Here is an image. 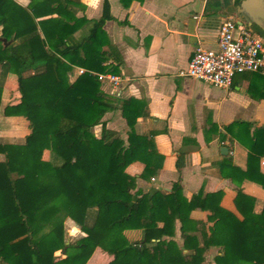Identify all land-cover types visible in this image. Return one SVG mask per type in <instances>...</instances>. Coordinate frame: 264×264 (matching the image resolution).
Listing matches in <instances>:
<instances>
[{
	"label": "trees",
	"instance_id": "trees-1",
	"mask_svg": "<svg viewBox=\"0 0 264 264\" xmlns=\"http://www.w3.org/2000/svg\"><path fill=\"white\" fill-rule=\"evenodd\" d=\"M78 5L77 0H31L23 8L15 0H0V15L12 36L11 45L0 43V116L23 117L30 130L20 142L0 139V264H87L97 249L113 256L109 264H264V208L256 213L255 200L241 189L235 198L241 218L221 206L222 191H201L189 200L179 181L169 193L135 192L138 178L157 175L159 156L151 137L135 132L145 115L136 100L122 106L127 145L103 121L116 106L98 75L118 74L110 60L122 64L104 30L114 18L106 2L99 20L78 19ZM87 24V35L77 38ZM11 66L19 74L20 99L3 108ZM74 68L84 73L71 81ZM98 126L100 136L93 132ZM225 131L249 155L246 171L230 158L222 171L264 189V127L235 122ZM50 135L56 150L44 160ZM135 163L144 167L139 177L128 172ZM197 210L210 213L207 223L192 219ZM61 212L84 238L66 243L65 225L55 221ZM177 222L182 244L176 240ZM128 231H142V240L130 242ZM49 234L61 243L64 257L57 258L46 244ZM211 248L219 249L213 262L208 260Z\"/></svg>",
	"mask_w": 264,
	"mask_h": 264
},
{
	"label": "crops",
	"instance_id": "crops-1",
	"mask_svg": "<svg viewBox=\"0 0 264 264\" xmlns=\"http://www.w3.org/2000/svg\"><path fill=\"white\" fill-rule=\"evenodd\" d=\"M77 1L80 3L75 6L78 19L99 20L106 2L114 18L106 22L104 30L116 50L115 56L122 59V64L109 61L111 68L118 66L117 76L122 82L116 88L107 81L102 82V91L116 106L103 121L127 145L129 128L122 106L126 100H136L145 115L138 119L135 132L139 136H150L159 156L158 173L150 179L154 178V183L138 178L135 192L159 189L169 193L179 181L184 197L189 200L201 191L205 194L222 191L221 206L241 218L235 205L237 191L241 189L255 200L254 211L261 213L263 187L249 180L239 183V178L222 171L221 165L230 158L242 171L248 168L247 148L237 140L231 141L225 127L235 122L264 127V77L255 73L238 74L229 89H222L180 76L197 46L216 49L221 25L230 18L239 20L235 14L238 0ZM15 2L23 8L31 4V0ZM3 21L0 15V43L9 46L12 36ZM90 27L91 24L84 26L76 37L87 35ZM22 45L19 44L21 49ZM104 50L110 52L108 47ZM45 57L46 54L40 58ZM80 70L74 68L71 81L80 75ZM18 77V71L11 66L4 79L3 108L19 102ZM10 124L25 126L26 135L30 132L25 118L0 116V125ZM101 131L102 127L98 126L93 132L100 136ZM223 148L228 149L227 155L222 153ZM260 166L264 172V158ZM143 171L139 163L128 168L136 177ZM209 215V212L197 210L192 213V219L207 223ZM66 225H71L73 234L85 237L76 224L67 222ZM137 234L143 238L142 231H128L126 235L134 238ZM176 240L182 244L178 222ZM218 252V248H211L208 260L213 262ZM112 260V256L97 249L88 264H108Z\"/></svg>",
	"mask_w": 264,
	"mask_h": 264
},
{
	"label": "built area",
	"instance_id": "built-area-1",
	"mask_svg": "<svg viewBox=\"0 0 264 264\" xmlns=\"http://www.w3.org/2000/svg\"><path fill=\"white\" fill-rule=\"evenodd\" d=\"M83 73L84 70H80V74ZM244 73L264 76V38L230 18L219 28L217 48L197 46L188 67L180 72V76L198 80L210 87L229 89L235 76ZM98 77L101 82L107 81L114 88L122 82L121 77L110 73Z\"/></svg>",
	"mask_w": 264,
	"mask_h": 264
},
{
	"label": "rangeland",
	"instance_id": "rangeland-1",
	"mask_svg": "<svg viewBox=\"0 0 264 264\" xmlns=\"http://www.w3.org/2000/svg\"><path fill=\"white\" fill-rule=\"evenodd\" d=\"M26 134H27V129L25 128V126L15 125V124L0 125V139H3L5 141L20 142V141H22L24 139ZM54 141H55V137L53 135H50L49 136L48 146H47L46 150L44 151V153L42 155V158L44 160H48L50 158L51 153L55 152L56 146L54 145V143H55ZM3 160H4V157L2 155H0V161H3ZM150 179L151 178H149L147 180L150 181ZM150 182L154 183L152 181H150ZM61 201H62V198H60L57 201H55L54 204L59 206L61 204ZM14 219H17V216L11 218V220H14ZM55 221L56 222L60 221V222L64 223V225H65V241H66L67 244L76 243L77 241L82 239L81 235L78 236L77 234H73L72 229H71V225H66L67 222L69 224L70 223L73 224L74 222L71 221L69 218H67V216H66V214L64 212H61L57 216ZM81 232H82V230H81ZM126 234H127V232H126ZM85 236H86V234H85ZM141 238H142V236L140 237L139 234H137L134 238H129L128 237L129 241L132 242V243L141 241L142 240ZM45 242H46V244L48 245L49 248H51V249H53L55 251L54 255L57 258L64 257L63 253H62V250H61V243L57 240V238L53 234L47 235L46 238H45ZM105 253L108 254L107 252H105ZM92 257H91V259H92ZM91 259L88 261V263L91 261ZM109 263L110 262H108V264Z\"/></svg>",
	"mask_w": 264,
	"mask_h": 264
},
{
	"label": "water",
	"instance_id": "water-1",
	"mask_svg": "<svg viewBox=\"0 0 264 264\" xmlns=\"http://www.w3.org/2000/svg\"><path fill=\"white\" fill-rule=\"evenodd\" d=\"M236 16L237 24L246 26L264 38V0H238ZM5 43V41H4ZM223 154H228V149H222Z\"/></svg>",
	"mask_w": 264,
	"mask_h": 264
}]
</instances>
